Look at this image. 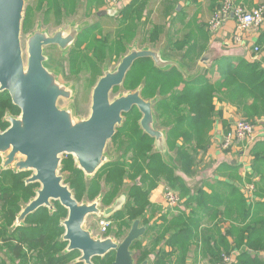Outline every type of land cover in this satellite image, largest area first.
Here are the masks:
<instances>
[{"label": "trees", "instance_id": "trees-1", "mask_svg": "<svg viewBox=\"0 0 264 264\" xmlns=\"http://www.w3.org/2000/svg\"><path fill=\"white\" fill-rule=\"evenodd\" d=\"M44 3L46 5V15L50 11L59 15L58 12L60 7L65 5V0H36L35 8L42 7ZM213 3L215 4L212 11H215L217 0L213 1ZM29 11H27L28 16H26L25 21L29 20ZM144 76L146 81L142 94L151 96L155 89H159L158 92L161 96L166 95V98L159 101L156 107L163 125L169 126L166 132L167 145L170 150L174 149L176 151L180 167L187 173H191L190 168L196 164V157L194 158L193 153L196 156L199 150L204 152L210 143L209 131L212 128L213 117L216 112L215 103L223 106H233L235 108V116L250 122L255 120L264 131V55L255 60L246 59L242 55L235 58L223 57L216 61V63L214 62L212 70L207 76L205 74L200 75L191 81H183L176 71L162 73L149 60L142 59L131 67L123 84L134 87ZM213 76H216L214 81L211 80ZM0 101L3 104L0 105V109L4 106L0 111V117L3 115L5 109L19 111L12 104L11 98L6 91L0 92ZM135 109L124 115V123L112 137L115 139L122 136L126 139V141H122V144L126 147L124 156L121 159L104 164V167L95 173L87 183L84 173L78 168H73L70 155H67L66 159H62L61 163H63L64 172L67 174L64 180L67 181V185L72 190L74 198L77 201H92L100 189L99 177H104L105 185L109 187V194L105 200L108 203L124 184L125 179H128L132 182L129 189V197L132 203L127 204L124 213H117V216L126 214L130 217L126 225L128 227L134 219L139 218V211H143L141 213L142 216L145 215L146 207L151 206L149 201L150 192L159 182L164 181L162 179L164 177L168 187L179 190L183 197L184 195H188L186 199H181L180 205L184 203L188 205L189 201L194 199L197 202L196 212L201 208L202 211L209 212L211 219H213L220 213L218 209L219 204L222 202L220 193H213L208 196L203 190H200L197 194L189 196L180 181L173 177L172 168L162 161L161 155L157 152L150 153L153 139L146 134H142L138 128V119L132 116ZM129 152H131V155H129ZM249 156H252L253 159L252 167L254 173L260 176L258 182L256 184L250 182L243 187L241 186L239 204H237L236 200V196H238L236 185L229 184L227 186V191L234 195V200L227 204L225 208L226 216L229 217L231 210L237 209L239 217L235 220L240 222V225H232L226 234L233 235L234 248H237L239 253L233 255V250L227 245L225 235H221L217 227L218 243L225 247L223 250L226 252H221L218 246H211L212 264L219 262L223 253L232 255L230 264H264V201L253 200L247 203V200L251 201L252 198L250 199V197L252 195L264 197V137L249 147ZM14 179H16L15 175ZM17 184L20 185V194L25 196L24 198H28L31 195L28 192L30 187L18 181ZM248 185H251L252 189H248ZM9 199L8 208L10 216L6 217L7 224L8 221L12 222L14 220L16 213L20 209L17 205L18 201L16 202L13 198V193L8 194L4 190L2 200L6 201ZM206 199L209 201L210 208L206 205L204 207V204L200 206V203L206 201ZM251 203L255 204L254 207H252ZM46 209L48 208L41 207L37 209L26 218V222H33L32 218L43 222L47 216ZM62 210L61 206L53 215L56 216L57 212L62 214ZM256 215L262 217L256 218ZM39 216H43L42 219ZM200 218V216L195 217V214L192 212V217L190 218L192 219V223L186 222L182 217L178 216L171 217L168 222H164V217L162 223L166 224H162L160 227L156 224L149 226L148 231L156 232L160 230L161 232V236L157 238L152 237L150 239L151 242L164 241L161 250H158L157 255H155L153 264H164V262L169 264L172 262L174 253H176L174 262L184 264L190 244L195 239H198ZM46 221L47 226L54 223L52 217L47 218ZM204 229L208 231V234L207 232L201 233L200 239L201 243L208 246L210 238L212 241V236L210 237L209 234L212 235L213 230ZM44 230H46V227L43 229L38 227L28 229L21 224L15 228L14 232L18 233L16 236H4L1 239L2 241H16L15 243L12 241L13 244L9 253L13 259L18 258L20 262L25 264L28 260L23 250L24 246L36 249L37 247L49 245L52 237V227L48 232ZM36 232L38 233L37 236L35 235ZM147 232H145V235ZM1 234L0 236H2ZM165 234H168V236L165 237ZM133 245L135 246L134 250L137 251L136 260L141 262L147 259L146 254L150 253L141 250L137 241ZM164 246L169 247L170 250H165ZM54 249L55 247L52 248V251ZM46 252L45 264H67L75 251H71L63 256H56L55 253L49 251ZM45 253L41 256L40 253L37 254V257L40 256V262L44 260ZM105 257H111V260L105 259L101 263L112 264L114 259L113 254L105 255ZM72 264L83 263L76 262Z\"/></svg>", "mask_w": 264, "mask_h": 264}, {"label": "water", "instance_id": "water-1", "mask_svg": "<svg viewBox=\"0 0 264 264\" xmlns=\"http://www.w3.org/2000/svg\"><path fill=\"white\" fill-rule=\"evenodd\" d=\"M26 6L25 0H0V92L6 91L20 111L18 117H7L9 126L0 130V166L14 172L32 170L26 183L38 182L40 185L16 222L19 224L41 207L51 210V201H56L67 210L62 240L68 242L66 250L80 252L75 262L92 264V258L114 251L112 264H135L130 247L143 235L145 227L139 226L136 219L120 242L111 237L94 238L84 227L87 215L100 217L114 209L101 206V195L92 201H77L69 186L63 183L60 165L64 156H72L87 183L103 164L113 160L114 157L106 153L108 141L122 126L124 115L134 107L141 114L139 127L142 133L154 139L156 144L161 141L163 133L154 127L153 120L156 118V115L153 117L156 98L144 100L139 88L115 98L110 95L114 88L122 87L127 72L137 59L150 58L159 69L164 63L152 51L130 50L114 70L104 72L94 84L89 116L74 119L71 109L57 105L59 98L71 99V85L63 80L61 69L50 61L44 48L55 45L61 51L68 50L75 43L78 29L72 28L68 32L69 27L65 26L49 33L37 24L38 28L27 38L24 62L20 33ZM104 13L99 11L98 15ZM176 68L182 71V67ZM183 77L185 80L194 78ZM163 130L164 141L159 148L153 144V152L160 153L167 166L179 170L178 158L169 153L166 145L167 129ZM139 264L148 262L144 260Z\"/></svg>", "mask_w": 264, "mask_h": 264}, {"label": "crops", "instance_id": "crops-1", "mask_svg": "<svg viewBox=\"0 0 264 264\" xmlns=\"http://www.w3.org/2000/svg\"><path fill=\"white\" fill-rule=\"evenodd\" d=\"M213 1L215 2V0H124L121 4V17L115 18L113 17V14L109 13L106 9L104 0H95V2L89 6L91 10L90 13L94 14V19L92 21H84L81 26H66L69 27L67 30L68 32L71 31L72 28L78 29L76 40L73 44L78 46L81 43V38H85L86 40L91 33H95V30H97L98 27L102 29L104 20L109 22L112 21L116 25L125 23L121 27L119 26L118 28H113L110 32L114 33L115 36H113L117 38L115 39L110 37L109 39L113 50L117 52V57L119 56V58H122L123 55L127 54L130 50H149L156 53L158 60L164 63L161 69L156 67L159 71L165 73L169 72L172 67L177 69L176 67L180 66L182 67V71L176 72L180 73V77H182L183 81H190L185 80L183 76L194 77L197 75L199 77L204 74L207 76L212 70L214 62L216 63L219 59L223 57L235 58L240 55L248 59V56L250 55L246 49H248L249 45H258L259 47L264 46V30L260 32L249 31L244 33L240 42L234 41L232 39L233 36L231 35H233V31H235L236 27L235 22L232 19L226 21L219 31L214 34L211 33L207 27V18H209V13H205L207 16L202 19L201 15L203 13L200 14L201 11L199 10L202 9L203 5H206L208 2V6L205 9L212 11L215 4ZM252 1L255 3L259 0ZM260 1L264 2V0ZM140 2H143L149 7L148 13L150 14V18L153 19V21L149 22L145 30L143 29V24L140 23L138 13L134 11L135 6ZM247 4L250 5L251 2ZM85 5L87 6V0H85ZM184 8H187V11L189 12H184ZM99 11H105V13L98 15ZM195 12L199 14L190 23L191 27L187 31H182L183 26L188 23V20ZM141 17H143L142 14ZM198 30L202 32L201 35L199 33V36L197 34ZM99 31L103 32L104 30H98V32ZM105 31H108V29ZM106 36L109 38V34ZM205 57L207 59L204 63L202 60ZM257 58H260V56H254L249 60H255ZM143 59L149 60L154 66V63L150 58ZM139 60L142 59H137L134 64ZM215 78L216 76H213L211 80L214 81ZM138 88L141 93L142 88L137 87L135 89ZM165 98L166 97H163L162 99ZM158 101L159 100H157V103ZM234 109L235 108L231 105L223 106L219 103H215L216 112L213 117L212 128L209 131L210 143L203 153L200 152L201 162L204 163V165L199 166L196 164L194 168H190L191 173L185 172L180 166L179 170L175 171L172 169L173 177L180 181L189 196L197 194L200 190H203L208 196L213 193H220L222 201L218 207L220 213L211 219L210 213L205 212L204 210L202 211L201 208H199L196 212L195 209L197 207V202L194 199L189 201L188 205L186 203L181 205L179 207L180 209L166 208L163 200L161 203V209H156V207L154 208L153 206L155 205L158 207V203L155 202H157V198L160 195L161 185L164 184L163 182H159L149 195L151 206L146 207L144 213L147 223L143 225L140 222L141 218H136L139 220V226L145 227V231L141 236L142 242L145 243L147 240L145 241L143 239L145 232L148 231V227L153 224H156L158 227L162 226V224H166L162 223V219L164 217V222H168L171 217L179 216L186 222L192 223V219H190L192 217V212L195 214V217L200 216L201 220L200 226L198 227V239H195L190 244L184 264H212L213 257L211 253V246H218L221 252L225 251L223 250L225 247L219 245L218 243L217 227L219 229V233L221 235H225L227 245L231 248V250H233V255H237L239 253V250L234 248L233 235L226 234L227 230L232 225H240V222L235 220L239 217L237 209L231 210L229 217L226 216L225 208L229 202L234 200V195L228 193L227 186L229 184L236 185L238 189V196H236V200L237 204H239L241 186L243 187L245 184H249L250 182H254V184H256V182L260 179V176L253 171V159L252 156H249V147L240 150L243 143L236 148L229 149L228 151H225L220 147L221 139L228 129V123L231 122L232 118L236 115ZM154 115L155 109L153 108V117ZM159 118L160 116L158 114V119ZM153 120L154 127L163 133V139L158 141L157 144L153 139V144L159 148L164 141V128L158 124L157 118L154 117ZM138 128L140 129V127ZM257 131L259 132L260 129ZM153 148L154 146L152 145L150 153H154ZM238 149L239 151H237ZM169 153H171L175 159L178 158L175 150H171ZM116 159L121 158L120 156L114 157L113 160L110 161H114ZM251 187V185L247 186L248 189ZM122 195L124 194H121L118 197L120 198ZM187 196L184 195L183 200L186 199ZM250 199L251 201L247 200V203H250L253 200L264 201V197H260L258 195H252ZM208 202V199H206V201H202L200 203V206L204 204V207L206 205L210 208ZM254 205L255 204L253 203L252 207H254ZM259 217L262 216L256 215V218ZM204 228L213 230L212 235L209 234L210 237L212 236V241L210 238V244L208 246L201 243L200 239L201 233L207 232L208 234V231ZM167 236L168 234H165V237ZM164 249L170 250L167 246H164ZM152 257L153 255L150 256V258ZM175 257L176 253L172 256L171 264H175Z\"/></svg>", "mask_w": 264, "mask_h": 264}, {"label": "rangeland", "instance_id": "rangeland-1", "mask_svg": "<svg viewBox=\"0 0 264 264\" xmlns=\"http://www.w3.org/2000/svg\"><path fill=\"white\" fill-rule=\"evenodd\" d=\"M35 1L36 0H25L27 6H26L25 11H24V21H23L22 30L20 33V43H21L22 56H23L24 62H25L26 56H27V52H26L27 38L38 27L44 31H47L49 33H53L55 30L62 28V26H66V25L81 26V24L84 21H92L94 19V14L90 13L91 10H90L89 6L92 3H94L95 0H87V6L85 5V0H74V3L71 2L72 0H65V5H62L60 7V10L58 12L59 15L55 14L52 11H50L48 13V15H46L45 14V9H46L45 3L42 5V7H39L38 9H36L35 8V6H36ZM237 2L239 4H241L246 10H250L257 5L264 3L260 0L256 1L255 3H253L252 0H241V1L237 0ZM249 2H251L250 5L247 4ZM207 6H208V2L206 3V5H203L202 9H200L199 11H201L200 14L203 13L201 15L202 19L207 16V14L205 15V13H209V16H208L209 18H207L208 19L207 24H208V21H209V19L212 16L214 11H208L207 9H205ZM28 10H30L29 11V20L25 21L26 16H28V13H27ZM183 10L186 13L189 12V11H187V8H184ZM134 11H136L138 13V15L140 17V23L143 24V29L145 30V28L148 26L149 22L153 21V19L150 18V14L148 13L149 7L147 5H145L143 2H140L135 6ZM141 14L143 15V17H141ZM198 14L199 13H197V12L192 14L191 18L188 20L189 24L188 23L185 24L182 28V31H187L191 27L190 23L194 20L195 17H197ZM87 18H90V19H87ZM263 19H264V16H263ZM176 22H177V20H176ZM87 23H89V22H87ZM103 23H104L103 28L100 29V27H98L97 30H95V33H91L87 37L86 40H85V38H81V43L78 46L73 45L72 47H70L68 50H65V51H61L55 45L54 46H48V47L44 48V53L50 57V61L55 63L57 65V67L59 69H61L63 80L71 85V89H72L71 99L66 100L63 98H59L57 101V105L60 108L71 109L74 119H85L89 116V114H90V103H91V91H92L94 84L96 83L98 78L101 75H103V73L105 71L114 70L116 68L118 62L121 59V58H119V56L117 57V52L113 50V48L111 46V41L109 39H110V37L115 38L114 33H110L111 30L113 28H118L119 26L121 27L125 23H123L121 25H118V24L116 25L114 22H112V21L109 22L107 20H104ZM37 24H38V27H37ZM177 24H178V22H177ZM106 29H108V31H105ZM98 30H104L105 32L104 31L98 32ZM263 30H264V25H262L259 28H254L253 32H260ZM197 32H198L197 33L198 36H199V33H200V35L202 34V32L199 30ZM233 33H234V31H233ZM108 34H109V38H108V36H106ZM118 38H119V34H118ZM115 39H117V38H115ZM106 50H107V52H106V54H104V51H106ZM246 50L249 53V55L251 56V58L253 56H255V57L260 56L261 57L264 55V46L259 47L257 45H251V46L249 45L248 49H246ZM250 56H248V59H251ZM169 71H177V69H175V67H172V68H170ZM178 74L180 75V73H178ZM197 77H198L197 75L194 76V78L192 80L196 79ZM181 79H182V77H181ZM145 81H146V79L144 76L140 79L139 83L137 85H135L134 87L122 85V87H119L116 91H112L110 97L111 98L118 97L122 94H125L127 92L134 90L137 87L142 88L141 89V93H142V90L145 86ZM158 91H159V89L154 90L153 98L160 100L163 97H166V95H162V97H158V96H161ZM143 96H147V95L143 94ZM0 102H2V101H0ZM0 105H3V104L0 103ZM3 108H4V106L2 107V109ZM2 109H0V111ZM4 114L5 115L11 114V115H13V117H18L20 112L17 110L9 111L8 109H5L3 115ZM158 114H159L158 109L156 107L155 108V115L157 118V122H158V124H160V123L162 124V126L160 125L162 128L167 129L168 126L163 125V123L161 122V118L158 119ZM132 116L136 117V119H138L137 124L139 127V120L141 118V114L139 113V111L137 109H135V112ZM124 121H125V118H124ZM254 121L255 120L252 121L254 123V126L256 127L257 130H259L260 125L258 123H256V121L255 122ZM120 128L121 127H119L118 130ZM168 129H167V131H168ZM257 133H259V132L257 131ZM122 141H126V139L122 136H120V138H115V139L112 138L110 141H108V144L106 147V153L108 154V156H113V157L120 156V158L124 156L126 147H125V145L122 144ZM166 145H167V141H166ZM242 145L243 146L240 147V150H242L244 148L245 143H243ZM167 148L169 151H171L169 149L168 145H167ZM151 150H152V146H151ZM201 151L202 150H199L196 156H195V153H193L194 158L196 157V164L199 166L204 165V163L201 162V158H200V152ZM237 151H239V149ZM129 155H131V152H129ZM65 157L66 156H64L63 159H66ZM71 160H72L73 168H77L75 166V161L73 160L72 156H71ZM0 163H1V158H0ZM196 164L192 165L191 168H194V166H196ZM1 169L2 168L0 166V173H1ZM30 171L32 174L33 171L32 170H30ZM64 171L65 170L63 168V163H61L59 174L62 177H65V175H67L65 173L63 174ZM2 172L5 175L0 176V233H2L1 234L2 236H0V248H1L0 249V264H24V263H20L16 258L13 259L12 256H9L10 259L4 258L5 255L3 253L8 252L10 250L13 242L12 241H2L1 238L4 236L7 237L10 235L16 236L18 233L14 232V231H15V228L17 227V225H19V224L16 223V220H14L12 222L8 221V224H7L6 217L10 216V212H9V208H8V203H9L10 199L3 201L2 200V193H3V190L13 193L14 200L16 202L18 201L17 205L24 207L26 205L27 201L31 200L35 196L36 191L39 189L40 185H38V184L31 185L29 188V191H28L29 194H31V195L28 198L27 197L24 198L25 196H22L20 194V191H19L20 185L17 184V181L19 183H24L25 177H22V178L16 177L15 180H11L9 176L14 173V170L8 168L5 170H2ZM27 172H29V171H27ZM68 175H69V172H68ZM162 179L164 180V181H162L164 184L161 185L162 187L160 189V195L157 198V202H155V203H158V207L156 205L155 206L152 205L154 208L156 207V209L162 208L161 207L162 206L161 203L163 200L162 196H163V192L166 189L177 192L178 196L181 199L183 198V196H181L179 190L172 189V188L168 187L167 183L165 182L164 177H162ZM131 185H132V182L129 181L128 179H125L124 184L119 188L116 196L112 199V201L110 203H107V204H104V203L101 204L102 207H105V208L111 207L112 209H114L110 213V216L108 218H105L102 216L97 218V216H95L94 214L87 215V217L84 221V227L92 232L94 238H96V237L97 238L111 237L115 241L120 242L123 239V237L127 234L130 227H129V225H128V227H126V225L128 224L130 217H128V215H126V214L117 216V213L118 212L124 213L127 204L132 203V200L129 197V189H130ZM121 194H125V196L123 195V197H121L119 199L121 201L118 203V201H116V200H117L118 196ZM115 201H116V203L113 204ZM51 205H52L51 210L46 209V211H47L46 215L47 216L44 218L43 222H40V220L38 221V219L34 220V218H32L33 222L20 223L28 229H31L33 227H38L40 229H43L44 227H46V230H44V231L48 232V230L52 227V230H53V231H51L52 237L49 241V245H46L44 247H37L36 249H31V252L29 253L30 260H29V262H27L25 264H45V258H46V253H47L46 251L53 252V253H55L56 256L61 255L66 251V245L67 244H65V242H62V236H63L64 231H65L64 226H63V221L65 220V218L67 216V210H65L62 207L63 213L61 214L60 212H57L56 216H54L53 213L59 207H61V205L58 202H55L53 200L51 201ZM117 206H120V208L116 209ZM139 212H140L139 218H141L140 222L143 225H145V223H147V221H146L145 216L141 215V213L143 211L142 212L139 211ZM42 217L43 216H39L40 219H42ZM51 217L53 218L54 223L47 226L46 220H47V218H51ZM99 219H102V220L108 222V226L106 227V230L103 232L99 228ZM130 225H131V223H130ZM158 231H159V233H158ZM158 231L153 232V231L149 230L146 233V235L144 234L143 240H145V241L147 240V242H145V243L142 242V237H140L137 240V243L140 245L141 250H143L147 253H150V254H146L148 264L154 263V258H155V255H157V251L161 250V247L164 244L163 240L159 241V242H157V241L151 242V240H150L152 237L157 238V237L161 236L160 230H158ZM35 235L37 236L38 233L36 232ZM53 247H55V249L52 251ZM134 248H135V246L133 245L132 250L134 251V260H135L136 264H139L140 261L136 260L137 251L134 250ZM27 249H28V246H27ZM38 253H40V256L43 253H45L44 257H43L44 260L42 262H40V260H39L40 256L37 257ZM151 255H153L152 258H150ZM79 256H80V252H78V251L73 252V254L71 255L67 264L76 263L75 261ZM105 259L111 260V257H105V258L104 257H97V258H93L91 260V262H92V264H102L101 262L104 261ZM184 263H185V261H184ZM164 264H166V262H164ZM169 264H171V262ZM175 264H177V263L175 262Z\"/></svg>", "mask_w": 264, "mask_h": 264}, {"label": "built area", "instance_id": "built-area-1", "mask_svg": "<svg viewBox=\"0 0 264 264\" xmlns=\"http://www.w3.org/2000/svg\"><path fill=\"white\" fill-rule=\"evenodd\" d=\"M124 0H104L108 7H121ZM264 3H261L250 10H246L237 0H217L216 10L208 21V30L211 33L219 31L223 25L229 19L235 22V31L233 33V40L240 42L244 33L253 31L254 28H259L264 25ZM264 131L260 126V131L257 133V129L253 122L240 117H233L228 130L224 133L220 147L221 149L228 151L229 149L240 146L241 143H245L244 148L250 147L260 138L264 137ZM252 189V187L250 188ZM163 202L170 209L177 207L181 202L177 192L166 189L163 192ZM166 207V208H167ZM108 226V222L99 220V228L101 231H105ZM232 255L223 253L220 257V261L216 264H230Z\"/></svg>", "mask_w": 264, "mask_h": 264}, {"label": "flooded vegetation", "instance_id": "flooded-vegetation-1", "mask_svg": "<svg viewBox=\"0 0 264 264\" xmlns=\"http://www.w3.org/2000/svg\"><path fill=\"white\" fill-rule=\"evenodd\" d=\"M72 3H74V0H72L71 1ZM105 3V2H104ZM105 6H106V9L108 10V12L109 13H111V14H113V17H115V18H117V17H121V13H122V7H108L106 4H105ZM106 52H107V50L106 51H104V54H106ZM124 85V84H123ZM119 87H116V88H114L113 89V91H116L117 89H118ZM154 94V93H153ZM153 94L151 95V96H149V95H147V96H143V94L142 93H140V95H141V97L144 99V100H148V99H153ZM159 101H161V100H159ZM158 101V102H159ZM155 106V107H154ZM153 106V108L155 109L156 108V106H157V103L155 104ZM135 108V107H134ZM133 108V109H134ZM132 109V110H133ZM137 109V108H136ZM131 110V111H132ZM138 110V109H137ZM5 115V114H4ZM1 116L0 117V130H5L8 126H9V121L7 120V117H11V116H13V115H11V114H6L5 116ZM160 125L162 126V124L160 123ZM104 165V164H103ZM101 166L97 171H96V173L98 172V171H100L104 166ZM2 170H4V169H1V173H0V176L1 175H5L3 172H2ZM27 172V171H26ZM14 172L13 174H11L9 177H10V179L11 180H15L14 179V175H15V177H17V176H19L20 178H22V177H25L24 178V184L25 185H27V186H31V185H33V184H38L39 185V183L38 182H30V183H26V179L28 178V177H30L31 176V171H29V172ZM20 173V174H19ZM65 172H63V174H64ZM66 174V173H65ZM3 178V177H2ZM62 180H63V183L64 184H67V181H65L64 180V177H62ZM99 185H100V189H99V192H98V194L96 195V197L93 199V200H95L98 196H100L101 195V202L102 203H104V204H107V202H105V200H106V196L109 194L108 193V191H109V187L108 186H106L105 185V179H104V177H102V178H100L99 177ZM4 191V190H3ZM7 193L8 194H11V192H8L7 191ZM117 194V193H116ZM116 194H115V196H116ZM36 195V194H35ZM114 196V197H115ZM124 196H125V194H124ZM114 197H112V199L114 198ZM121 197H123V195L121 196ZM112 199L108 202V203H110L111 201H112ZM181 199V198H180ZM20 201V200H19ZM116 201H118V203L121 201V200H119V197L117 198V200ZM116 201L114 202V204L116 203ZM28 202V201H27ZM56 202V201H55ZM164 203V206L165 207H167L166 205H165V201L163 202ZM181 203V202H180ZM180 203H179V205L177 206V207H174V208H172V209H175V208H179L181 205H180ZM20 207V209H19V211L16 213V215H15V217H14V220H16L17 219V217H18V215H19V213H20V211L23 209V206H19ZM120 208V206H117L116 207V209H119ZM167 208H169V207H167ZM170 209V208H169ZM33 213V212H32ZM31 214V213H30ZM29 214V215H30ZM29 215H27L25 218H24V220L22 221V222H20V223H26V218L29 216ZM102 217H105V218H108L109 216H110V213L109 214H106V215H101ZM13 220V221H14ZM99 220H102V219H99ZM134 221V220H133ZM17 223V222H16ZM19 223V225H21ZM19 225H17V226H19ZM130 227H131V225H130ZM128 233V232H127ZM125 237V236H124ZM140 238V237H139ZM138 240V239H137ZM137 240H135L134 242H136ZM14 243L16 242L15 240H12ZM62 242H65V244H68V242L67 241H64V240H62ZM134 242L132 243V245L134 244ZM132 245H131V247H130V249L132 250ZM67 246V245H66ZM31 249L32 248H28L27 249V247L26 246H24L23 247V250H24V253H25V255H26V259L28 260V262H29V260H30V256H29V253L31 252ZM10 251V250H9ZM9 251L8 252H5V253H3L4 255H5V259L6 258H8V259H10V257L9 256H11V254L9 253ZM72 251H78V250H72ZM71 251H68V250H66L63 254H61L62 256L63 255H67L68 253H70ZM79 252V251H78ZM132 253H133V258H134V251L132 250ZM108 254H113V256L115 257V253H114V251H110V252H108L107 254H105V255H108ZM104 255V256H105ZM103 256V257H104ZM19 262H20V259H18V258H16ZM93 259V258H92ZM91 259V260H92ZM145 260H147V259H145ZM113 261H114V259H113ZM113 261H112V263H113ZM135 261V260H134ZM144 261V260H143ZM142 262V261H141ZM140 262V263H141ZM20 263H22V262H20ZM27 263V262H26ZM84 264V263H83ZM136 264V263H135Z\"/></svg>", "mask_w": 264, "mask_h": 264}]
</instances>
